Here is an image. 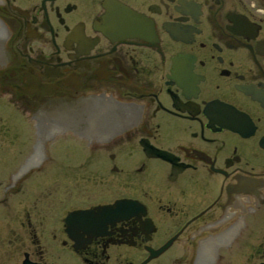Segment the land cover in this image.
I'll use <instances>...</instances> for the list:
<instances>
[{
  "label": "flooded vegetation",
  "instance_id": "obj_1",
  "mask_svg": "<svg viewBox=\"0 0 264 264\" xmlns=\"http://www.w3.org/2000/svg\"><path fill=\"white\" fill-rule=\"evenodd\" d=\"M0 20V93L95 151L55 201L47 179L5 208L27 173L0 179V264H264V0H0Z\"/></svg>",
  "mask_w": 264,
  "mask_h": 264
},
{
  "label": "rangeland",
  "instance_id": "obj_2",
  "mask_svg": "<svg viewBox=\"0 0 264 264\" xmlns=\"http://www.w3.org/2000/svg\"><path fill=\"white\" fill-rule=\"evenodd\" d=\"M61 122L58 115L51 119L45 116L39 119L33 117L9 95L0 93V179L7 178L12 171L11 176L16 173L17 176L27 173L25 177L17 178V182L21 181L24 184L15 193L8 191L5 194L8 199L4 201L5 208L8 203L12 205L13 200L22 197L25 194L23 190L27 186L29 188L35 184L40 189L39 185L50 179L52 201H55L63 193L61 184L64 177L70 186L78 179V171L79 176L84 180L92 175L95 168L93 164L95 151L87 148L89 145L86 144L85 139L81 140L82 143L71 140L65 150L63 144L65 138L69 137L68 140L73 138L69 133L61 132ZM78 145H83L84 148H78ZM37 147L39 151L41 150L37 162L23 166L35 153ZM46 168L51 169L50 174L47 173ZM38 173L41 177L32 180L31 178L36 177ZM1 184L3 186V183Z\"/></svg>",
  "mask_w": 264,
  "mask_h": 264
},
{
  "label": "water",
  "instance_id": "obj_3",
  "mask_svg": "<svg viewBox=\"0 0 264 264\" xmlns=\"http://www.w3.org/2000/svg\"><path fill=\"white\" fill-rule=\"evenodd\" d=\"M9 34L8 29L0 20V65H4L7 63L8 60H12V55L10 52L5 48V41ZM105 209V207H102ZM82 213H87V210H79Z\"/></svg>",
  "mask_w": 264,
  "mask_h": 264
},
{
  "label": "bare ground",
  "instance_id": "obj_4",
  "mask_svg": "<svg viewBox=\"0 0 264 264\" xmlns=\"http://www.w3.org/2000/svg\"><path fill=\"white\" fill-rule=\"evenodd\" d=\"M41 147V146H39ZM39 147L36 148V151L35 153L27 160V162L25 163V165H29L31 164L32 162H35L36 160H38L37 158L39 157L40 155V151H39ZM37 162V161H36ZM34 165V164H33ZM24 168V167H23Z\"/></svg>",
  "mask_w": 264,
  "mask_h": 264
}]
</instances>
